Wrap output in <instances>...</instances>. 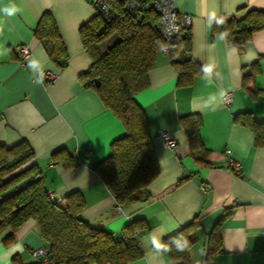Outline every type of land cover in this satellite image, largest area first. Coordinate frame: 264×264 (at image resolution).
Masks as SVG:
<instances>
[{"label":"crops","instance_id":"obj_1","mask_svg":"<svg viewBox=\"0 0 264 264\" xmlns=\"http://www.w3.org/2000/svg\"><path fill=\"white\" fill-rule=\"evenodd\" d=\"M174 2L178 11L191 15L189 51L202 69L190 83H178V70L161 48L148 71L147 86L134 95L144 110L158 164L145 199L119 205L93 167L124 132L121 120L78 78L92 61L79 26L96 13L93 0H0V143L26 140L46 190L56 200L80 191L81 214L91 224L115 236H123L125 225L134 219L148 224L138 235L142 256L126 264H181L170 256L164 237L196 215L199 223L188 229L194 239L188 246L189 264H204L207 232L222 214L221 250L212 254L210 264H264V145L256 146L252 131L232 120L243 110L264 120V28L252 31L241 49L211 28V20L218 16L242 17L248 9H264V0ZM11 7L20 11L8 16L3 9ZM46 9L67 52L63 68L49 57V40L34 35ZM22 43L29 54L20 60ZM256 60L253 78L243 83V75L254 71ZM45 70L56 72L52 81L45 80ZM227 91L232 92L229 103L221 96ZM191 113L201 117L206 165L189 151L180 117ZM159 129L172 135V146L158 136ZM225 148L240 162L239 174L225 166ZM68 157L73 162L66 165ZM10 232V227L0 231V264H14L13 256L21 264H40L32 249L47 243L34 219L22 223L14 240L6 244L3 237Z\"/></svg>","mask_w":264,"mask_h":264},{"label":"trees","instance_id":"obj_2","mask_svg":"<svg viewBox=\"0 0 264 264\" xmlns=\"http://www.w3.org/2000/svg\"><path fill=\"white\" fill-rule=\"evenodd\" d=\"M109 2L113 8L111 16L104 18L96 12L79 26L82 44L92 61L78 78L84 86L97 92L102 103L124 126L123 134L111 141L108 155L93 167L115 201L127 205L149 195L147 185L158 173L146 116L134 98L148 84V71L156 52L161 48L166 50L171 64L178 70V83H190L202 65L190 54L189 27L182 28L171 40L159 36L151 0H144L139 17L118 0ZM211 28L221 31L227 42L241 49L252 31L264 28V9H248L242 17L218 16L211 20ZM34 35L41 41L49 40L46 45L49 57L63 68L67 52L50 10L41 13ZM112 35L114 40L101 47L100 43ZM180 46L181 51L177 53ZM258 62L252 63L254 71L243 75V83L253 78ZM180 118L191 155L201 165L208 164V148L199 135L200 115L191 113ZM232 120L252 131L256 146L264 145V120L256 119L250 110L235 113ZM33 156L32 147L24 139L10 145L0 143V231L6 227L11 229L3 237L4 243L12 242L14 231L31 218L47 243L51 264H126L142 256L138 235L148 224L140 219L129 221L123 236L91 224L81 214L84 200L80 191L69 192L64 200L49 197L41 171L31 161ZM72 162L68 157L65 164ZM224 215L207 232L204 264H210L212 254L221 250L218 227ZM198 223L196 215L177 232L164 237L170 256L181 264H189L188 246L194 239L188 235V229ZM13 263L21 264L16 256Z\"/></svg>","mask_w":264,"mask_h":264},{"label":"built area","instance_id":"obj_3","mask_svg":"<svg viewBox=\"0 0 264 264\" xmlns=\"http://www.w3.org/2000/svg\"><path fill=\"white\" fill-rule=\"evenodd\" d=\"M122 6L130 11L135 12L138 17L141 14L144 0H118ZM96 12H99L104 18H108L113 13V8L109 0H93ZM152 8L157 14V19L154 23L155 29L159 36L164 40H171L178 35L182 28H188L191 25V15L189 13L180 12L177 10L174 0H151ZM19 59L22 60L29 54V47L27 44H19ZM43 76L47 82L52 81L56 72L52 70H45ZM222 100L229 103L232 99V92H222ZM158 136L164 141L167 146H172L174 143L173 137L170 133L163 129L158 130ZM226 154L225 166L230 168L234 173H240V162L231 156V149L225 148ZM49 197L53 198L51 191H48ZM32 254L36 261L40 264H51L49 258V249L47 246H37L32 249Z\"/></svg>","mask_w":264,"mask_h":264},{"label":"rangeland","instance_id":"obj_4","mask_svg":"<svg viewBox=\"0 0 264 264\" xmlns=\"http://www.w3.org/2000/svg\"><path fill=\"white\" fill-rule=\"evenodd\" d=\"M114 40V37L113 35L112 36H109L107 38H105L100 44H101V47H105L106 45H109L112 41ZM206 230H208V227L206 226L205 228ZM201 231L203 230V228L200 229ZM199 243H198V246H201V242H202V235H199ZM207 242V237H206V240H205V243ZM199 250V249H198ZM205 254V249L203 248V252H202V255Z\"/></svg>","mask_w":264,"mask_h":264},{"label":"clouds","instance_id":"obj_5","mask_svg":"<svg viewBox=\"0 0 264 264\" xmlns=\"http://www.w3.org/2000/svg\"><path fill=\"white\" fill-rule=\"evenodd\" d=\"M3 11L5 12L6 15L13 16L15 13L20 11V9L17 7H11V8H4Z\"/></svg>","mask_w":264,"mask_h":264}]
</instances>
